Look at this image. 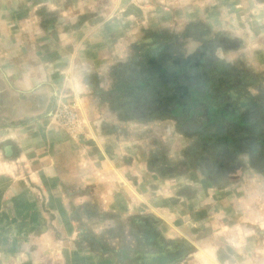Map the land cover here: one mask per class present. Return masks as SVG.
<instances>
[{
    "label": "crops",
    "instance_id": "crops-1",
    "mask_svg": "<svg viewBox=\"0 0 264 264\" xmlns=\"http://www.w3.org/2000/svg\"><path fill=\"white\" fill-rule=\"evenodd\" d=\"M105 1L108 17L78 26L93 0H0V264H156L168 240L194 251L163 264H248L252 245L263 260L264 186L218 190L149 171L120 70L133 61L135 21L172 15L154 0ZM175 1L212 33L264 44V0ZM65 99L83 106L78 136L53 120ZM186 185L201 190L187 199Z\"/></svg>",
    "mask_w": 264,
    "mask_h": 264
},
{
    "label": "trees",
    "instance_id": "trees-1",
    "mask_svg": "<svg viewBox=\"0 0 264 264\" xmlns=\"http://www.w3.org/2000/svg\"><path fill=\"white\" fill-rule=\"evenodd\" d=\"M198 25V28L189 25L187 30L179 34L163 30L155 34L153 39L156 46H152L155 51L147 53L145 61L128 62V65L125 64L120 70L124 74L127 71L129 77V83L124 84L122 93L125 95L127 91L128 93L135 91L133 98L128 99L129 104L133 103L131 112L142 117L147 115L145 117L151 118L149 122L158 120L159 114L160 118L168 117L176 121L179 133L193 140L192 145L184 151L181 160L176 162L168 160L158 149L152 150L149 154L148 167L164 179H175L197 170L206 177V180H210L212 174L218 177L225 176L227 168L225 166L221 168V164L223 157L228 153L230 168L237 164L235 160L237 155H244L250 161L257 160L253 165L254 170L259 172L261 170L257 166L262 164L264 168V88L258 87L255 94H252L249 87H254V83L258 82L252 77L244 84L236 82L235 86L228 85L225 89L222 88V79H219L221 74L217 73L221 68L218 70L217 65L220 63L225 69L227 67L210 52L217 45L224 48L232 39L223 32L211 36L207 27L199 23ZM192 32L199 33L205 46V50L202 49L205 52L197 60L199 64L187 65L182 60L186 56L182 58L177 52L166 54L171 45L177 42L185 43L184 38ZM164 55L166 56L164 60L171 62L170 66L161 59ZM151 59L157 61L158 67L162 64V71H166L167 74L160 73L159 68L146 72L147 67L144 64H148ZM131 74L136 77L133 79ZM168 74L177 81L172 83L163 81L162 78ZM196 74L207 76V82L201 85L204 90L196 84L198 80L192 78ZM143 75H147L148 78L141 83L137 76ZM183 92H186L185 99H182ZM123 94L122 98L126 99ZM146 218L154 220L151 216ZM158 247L159 254L164 255L161 256L164 259L157 258L156 264H163L165 257L166 260H182L193 252V248L184 240H168Z\"/></svg>",
    "mask_w": 264,
    "mask_h": 264
},
{
    "label": "rangeland",
    "instance_id": "rangeland-1",
    "mask_svg": "<svg viewBox=\"0 0 264 264\" xmlns=\"http://www.w3.org/2000/svg\"><path fill=\"white\" fill-rule=\"evenodd\" d=\"M93 1L95 4L99 2V0H93ZM137 2L141 3L139 6H142L141 0H137ZM153 2L154 3L159 2V4H162L160 6L166 7L168 11L164 10L163 12L171 13L172 18L168 19L166 22L162 24L161 22L159 24L155 23V25L152 23H147V22L143 23L141 21H135L136 25H135V28H133L135 32L134 33L135 41L130 43V47H136V49H133L134 57L131 59L133 61L143 60L148 55L147 53L155 51L154 48L152 47L153 45H155V41L153 37L155 34L160 33L162 30L166 32L168 31L172 34H179L183 30L185 29L187 30L189 25H194L198 28L199 27L198 23H199L202 26L207 27V29L210 31L211 36H214L216 33L217 34L222 33L219 31L212 33L207 23L203 21H198L196 19H192L190 16H191V11L193 10L192 8L194 7L189 6V4L187 5L184 3L181 6V4L176 3L175 0H164L163 3H161V1L159 0H154ZM95 4L89 5L91 9L88 8L84 19H80V21L76 23L78 26L82 25V23L88 22L89 20L93 19L95 17L94 15L95 14L97 15L99 10L101 11L103 10L102 11L103 17H108V14L114 11V8H113L114 6L111 3L107 4L106 1L103 2V4H97V5ZM179 8H181L182 10ZM175 15L177 16V18ZM110 18L112 17L110 16L109 19ZM125 27H129V25L123 26L124 29ZM226 32L228 31H225L224 33ZM229 33H227L228 34L227 37L231 38L232 41L229 40L228 44H226L224 48L218 45L214 46V48L212 49L213 51L210 52L213 54V57L215 59L216 58L219 59L227 67L225 69L224 66L219 63V65H217V68L218 70L220 68L221 69L218 72H217V68L215 67L216 72L221 74L219 76V79H222L221 87L224 89L228 85L232 87V86H235L236 82L238 83L243 82L244 84L246 82H249L251 80L250 78L252 77L258 80L257 83H254V87L253 86L251 88L249 87V91L252 94H255V90L258 87L264 88V44L258 45L259 47H257V50L253 51L251 47L250 38L246 36H242V35L239 36L233 33H230V34ZM198 34H199L198 32H192L188 37L184 38L185 43L182 44L181 42H177L176 44L171 45L169 49L167 50L166 54H171V53L175 54V52H177L179 56H182V58L186 56V58L182 60H184L187 65L199 64L197 60L205 52L204 51L205 46L202 43L203 38L200 37ZM252 44L257 45L259 43L252 42ZM140 55H144V56H140ZM165 57L166 56L164 55L162 58L161 57L160 58L164 61L165 64L170 66L171 62L164 60ZM149 61L150 62L148 64L146 63L147 65L144 64V66L147 67L146 70L144 69L146 72H151L153 68H158L157 61L153 59ZM216 64L218 63L216 62ZM165 77L167 78L166 83H169L168 81L172 79V77L169 74ZM192 78L194 80L196 79L198 80V83L196 84H199V86L206 83L207 82L206 80L208 79L206 75L202 76L201 74L199 75L196 74ZM200 88L204 90L203 86H201ZM218 93H220V91ZM185 96H186V92H183L182 99ZM60 103H69V104L76 105V108L79 114V120L75 124V126L72 125L70 128L64 129L63 127L58 125V122L54 118V114H55L57 106ZM56 108L53 111L52 117L55 123L57 124V126L60 129H62L64 132L70 135L72 134L74 136H78L80 132L83 130L84 126H86V119L84 116L82 104L79 103L75 99L73 100L65 99V100H60L57 103ZM132 117L135 121L134 130L136 132H140L141 136L144 137L143 139H145V142H146L144 146H145V149L149 151V154H150V151L152 152V150L158 149L168 160L176 162V161L181 160V158L184 155V151L192 145L193 140L190 138H187L184 134H180L179 131L177 130L178 126H177L176 121L168 117H165V118L159 117L158 119H160L161 122L158 123L157 120H154L155 122H150L152 125L143 123V122L151 121V118H148V117L144 118L136 113H134V116ZM157 125H161L159 127V130L153 128L154 126H157ZM143 127H147L148 131L146 130V128L142 130ZM229 157H230L229 154L226 153L225 156L223 157L224 159L222 160V164H221V168L223 166L227 168L226 171L224 170L225 176L219 175L218 177L212 174L211 175L212 177L209 178L210 180H206V177L203 174H201L197 170H192L188 172L186 175H183L180 177L188 176L187 180H184L185 182H188V181L191 182V180L203 181L202 185L206 186V188L208 187V188H213V189H218V190L231 189V188H234L240 185L244 186V188H246L247 190H249L250 188L252 189L253 187H256V186H260V188L264 186V168H262V164H261L257 166L258 168H260L261 171L257 172L256 170H254L253 164L257 163L256 159H254V162H253V161H250L247 156L237 155L235 159L237 164L230 168L228 166ZM148 161H149V155H148ZM149 171L154 173L151 169H149ZM246 178H247V181L245 180ZM200 190H201L200 185L199 186L198 185H192V186L186 185L181 189L182 191L181 193L184 198L192 199V197L196 196L198 194V191ZM261 205H264V203ZM261 210H264V207H262ZM188 245L191 246L189 243ZM253 248H254V245L250 247V250H249L250 252H248L249 257H248L247 263L248 264H264V259L261 260L260 258L255 257L254 259L250 257V253H254V250H252ZM189 250H188V253H190ZM192 251H194V248ZM252 255H255V254H252ZM257 257L264 258V253H262V255H258Z\"/></svg>",
    "mask_w": 264,
    "mask_h": 264
},
{
    "label": "built area",
    "instance_id": "built-area-1",
    "mask_svg": "<svg viewBox=\"0 0 264 264\" xmlns=\"http://www.w3.org/2000/svg\"><path fill=\"white\" fill-rule=\"evenodd\" d=\"M54 118L58 122V125L63 127L64 129H68L72 125L75 126V124L79 120V114L76 105L69 103H60L56 108Z\"/></svg>",
    "mask_w": 264,
    "mask_h": 264
}]
</instances>
